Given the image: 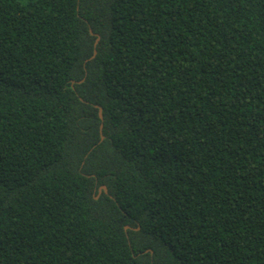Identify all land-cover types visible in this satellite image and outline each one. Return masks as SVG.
<instances>
[{
	"label": "trees",
	"instance_id": "16d2710c",
	"mask_svg": "<svg viewBox=\"0 0 264 264\" xmlns=\"http://www.w3.org/2000/svg\"><path fill=\"white\" fill-rule=\"evenodd\" d=\"M0 264H264V0H0Z\"/></svg>",
	"mask_w": 264,
	"mask_h": 264
},
{
	"label": "water",
	"instance_id": "95a60500",
	"mask_svg": "<svg viewBox=\"0 0 264 264\" xmlns=\"http://www.w3.org/2000/svg\"><path fill=\"white\" fill-rule=\"evenodd\" d=\"M89 31H90L91 34H93V35L95 36V39H94V42H93V51H92V54H91L90 57H88L86 60L91 59V58L94 57V55H95V53H96V49H95L94 47H95V45H96V43L98 42V39H99V35H98V34L93 33L90 29H89ZM82 79H83V78H82ZM82 79L79 80V82H81ZM95 107L97 108L98 116H99V118H100V120H101V122H100V124H99V133H100V140H102V139H103V135H102V133H101V130H102V112H101V110H102V109H101V107H100L99 105H95ZM100 189H103L104 191H106V187H105L104 185H100V186H99V188H98V193H99V190H100ZM96 197H97V195L94 196V198H96ZM124 227L126 228L127 225L124 226Z\"/></svg>",
	"mask_w": 264,
	"mask_h": 264
}]
</instances>
